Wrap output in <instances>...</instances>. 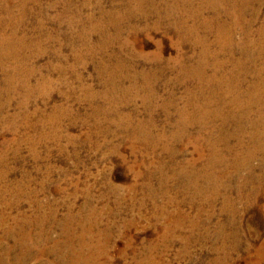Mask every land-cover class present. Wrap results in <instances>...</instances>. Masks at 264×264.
Listing matches in <instances>:
<instances>
[{
	"label": "rangeland",
	"instance_id": "rangeland-1",
	"mask_svg": "<svg viewBox=\"0 0 264 264\" xmlns=\"http://www.w3.org/2000/svg\"><path fill=\"white\" fill-rule=\"evenodd\" d=\"M155 1H158L159 6L164 4L159 0ZM178 1L182 2V0ZM125 3L126 0H101L102 6H99L97 0H29L19 11L16 8L19 2L12 3L10 9L15 10L12 16H9L6 10L0 11V32L11 34L14 29L16 38L23 39L25 42L29 41L23 50L25 55L32 56L27 65L36 72L31 78V83L36 85L45 78L51 82L52 86V88L43 87L44 92L50 93L48 97L36 94L30 99L25 109L21 108L23 91L13 89L14 92H11L9 100L0 93V154L5 157L0 163V171L6 174L4 180L0 182V215L8 217L6 223L0 224V241L3 247L14 246L17 237L14 233L16 228L13 229L16 226L13 216L19 212L34 217L33 214L38 208L44 215H51L55 211L57 222L64 220L70 212H81L90 221L83 225L74 222L72 231L76 232L77 236L83 235L81 239L91 246L87 264H211V260L216 257L213 249H210L212 243L196 240L194 244L187 247L180 239L189 234L187 227L177 231L175 243L165 244L164 247V243L161 242L164 228L166 226L167 229L171 228L169 222L178 220L179 214L195 216L200 209L209 210L202 205L204 200L202 196L200 199H194L192 202L194 204L188 203L192 194L187 186L181 188L182 183H186L185 179L183 180L180 176L177 180L168 179V174L176 171H171L170 165L167 166L170 158L169 149H177V161L181 162L177 164L178 166L185 167L187 164L184 163L192 158L198 160L193 143L184 140L182 145L173 138L178 119L176 112L172 110L170 112L172 116L169 119L160 113L150 124L148 121L152 120L151 116L143 113L142 101L136 100L133 107L140 113L133 116L134 129L135 124L145 122L148 124L145 131L152 132L155 135L154 140L157 139L158 134H163L164 141L162 146L154 150L150 149L147 152L146 149L144 155L133 154L131 148L134 142L126 130H119L116 126L115 115L108 113V104L106 105V101L101 97V92L105 90L107 74L102 76L89 56L83 59L84 62L75 63L73 58L75 48L64 43L66 37L70 38V43L84 53L85 49L88 50V46L97 44L100 39V33L90 32V29L100 22L101 11H116L115 9ZM201 3V0H194L191 6L200 10ZM0 4L2 5V2ZM257 7L260 9L258 20L252 28L242 24L234 28L237 40L241 39L244 31L250 29L255 33L256 29L264 24V5L261 7L257 5ZM65 10H69V13L60 18ZM216 11L204 10V17L211 19L218 13L223 14L224 8L219 6ZM43 12L46 13L43 20L45 25L36 30V18H40ZM251 13L247 12V14ZM88 17L92 20H88ZM220 18L224 24L232 23V19L225 15H220ZM156 19V17L154 19L151 17L147 21L135 19L130 26L135 27L139 33L137 35L139 41L135 43L137 49L141 50L142 47L144 54L153 55L161 44L165 59L176 58L179 53L191 55L196 52H193L189 46H184L180 50L177 46L179 39L172 33L165 35L162 31H147V25H153ZM130 27L125 28L126 34L129 33ZM217 30L218 26H215L211 32H203L212 45L211 58L219 47L217 37L214 35L215 32L217 34ZM59 31H61L59 40L49 42L46 39L49 33L56 35ZM115 31L113 27H110L108 33L114 36ZM82 33L86 34L84 44L79 39ZM132 39L134 41V38ZM37 41L40 43L38 46H36ZM59 48L62 49L64 56V60L60 63L52 54ZM118 48L119 44H114L107 54L118 51ZM236 52L238 56L240 52ZM106 58L107 56L104 55L98 56L99 60L102 59L101 61H105ZM226 58L229 57L226 56ZM52 64L56 67L52 68ZM62 67L65 68V73L61 72ZM170 68H175L166 75V82L170 85H164L163 81V85L160 86V95L166 98L168 94H173L178 105L182 107L188 101L190 91L196 88L192 82L184 85L174 82L179 69L173 66ZM209 68L212 70V66ZM124 85L128 87L130 83L126 81ZM87 87L92 88L91 90L96 94L95 98L88 99V94L83 90ZM123 106L124 104H120V107ZM57 108H62L66 115L58 112ZM122 110L132 112L127 109V105ZM53 116L59 118L53 121L51 120ZM73 119L76 121L73 122ZM192 132L196 133V130L193 129ZM43 137L47 139L38 142ZM29 139H35L36 142L28 145ZM71 139L74 142L71 143ZM107 142L109 145H105ZM118 145L120 150L114 153L112 148ZM137 146L144 148L142 144ZM208 153L207 148L206 154ZM34 154L38 155V159L33 158ZM207 161L208 156L197 161L198 171L202 172L207 168ZM259 165V161L254 162L258 171ZM161 168L169 172L164 170L166 172L164 176L168 179L166 181L162 179ZM221 170L220 165L213 167L215 174H219ZM258 171L255 173H260ZM242 175L245 177L247 173L244 171ZM241 183L240 181L230 182L232 188H230L229 197L234 201L239 200L238 192L244 185L242 194L246 196L250 195L256 187V182ZM19 185L23 186L21 192L17 191ZM179 188L180 191H178ZM227 192L225 191V194ZM227 196H219L211 208L216 215L211 226L212 230L214 223L226 219L225 214L221 216L219 213ZM242 200L243 203H236L240 211L245 210V206L249 205L248 200L245 198ZM16 201L19 202V207H15ZM256 201L251 202L243 219L237 222L238 231L240 236L242 235L240 242L243 250L236 251L235 254L232 252V261L235 262L231 264H250L256 257V250L264 242V218L260 211V207L264 206V192L259 193ZM82 207L85 209L82 210ZM169 214H172L170 216L172 220L167 217ZM61 226L52 231L53 239L59 238L60 231L63 229ZM34 227L28 228L27 233L31 235V238L38 239L39 228L35 230ZM23 231L25 235V229ZM172 232L171 229L169 236L173 234ZM24 235L18 236V241L30 242V239L25 238ZM78 240L76 239L75 243H78ZM37 252L39 250L36 247L34 253ZM16 256L17 253H14L11 259ZM51 260L57 264L60 259L53 256L52 259L42 258V260L30 261L26 264H42Z\"/></svg>",
	"mask_w": 264,
	"mask_h": 264
},
{
	"label": "bare ground",
	"instance_id": "bare-ground-1",
	"mask_svg": "<svg viewBox=\"0 0 264 264\" xmlns=\"http://www.w3.org/2000/svg\"><path fill=\"white\" fill-rule=\"evenodd\" d=\"M16 1L19 2V5H16L19 11L20 8H24L29 0H0L2 2L0 11L6 10L8 15L12 16V12L15 13V10L12 11L10 7ZM97 1L99 6H102L101 0ZM201 1L202 6L198 10L191 6L194 0H182L183 3L178 0H159L160 3H164L160 6L155 0H126L125 4L115 9L116 11H101L100 22L90 29V32L100 33L97 44L88 46V50L85 49V52L82 53L80 52L81 49H77L76 45L70 43V38L67 39L66 37L64 43L75 48L73 54L75 63L84 62L83 59L89 56L91 57L89 59L97 65L100 74L102 76L107 74L105 90L101 92V97L106 101V105L108 104V113L115 115L116 126L119 130H126L134 142L131 148L133 154L144 155L146 149L147 152L150 149L154 150L162 146L164 141L163 134H158L157 139L154 140L155 135L145 131L147 124L145 122L135 124L136 128L134 129L133 116L140 113L133 107L136 100L142 101L143 113L151 116L152 120L148 121L150 124L160 113L169 119L172 116L170 112L172 110L176 112L178 119L175 125L176 130L173 132L174 140L181 142V144L184 140L193 143L198 160L208 156V166L202 172L198 171L196 158L185 162L184 164H187L185 167L178 166L177 164L181 162L177 161V149H169L170 158L167 166L170 165L171 171H176L168 174V179L177 180L179 176L183 180L185 179L186 183L183 182L181 188L187 186L190 194H192L188 203L192 205L194 199H200L202 196L205 200H202V205L209 210L200 209L195 216L179 214L176 221H173L170 217L172 214H169L167 217L173 222H169L171 228L167 229V226L164 228L161 242L164 243V247L165 244L175 243L177 231L187 227L189 234L180 238L187 247L192 243L194 244L196 240H201L203 243L210 242L212 243L210 249H213L216 256L210 263L231 264L235 262L232 261V252L242 249L240 242L242 235L240 236L238 231L237 222L243 219L244 214L252 204L251 202H257L259 193L264 192V24L259 26L255 33L251 32L250 29L244 31L239 40L236 38L234 28L239 24L252 28L257 23L260 11L256 6H263L264 0ZM219 6L224 8L223 14L218 13L215 15L216 18L214 16L211 19L204 17V10L217 12ZM247 12L252 13L247 14ZM68 13L69 10H65L60 18ZM220 15L232 19V23L230 25L222 23ZM45 16L46 13L43 12L40 18H36V30L44 27ZM151 17L157 19L153 25H147V31H162L165 35L172 33L179 39L177 46L180 50L184 46H189L193 52L196 51L197 53L191 55L179 53L176 58L165 59L161 44L153 55L144 54L142 47L141 50L137 49L135 43L139 41V37H137L139 33L135 27L130 26L135 19L140 18L147 21ZM88 20H92V18L88 17ZM217 23L218 25H216ZM127 26L130 29L129 33L126 34L125 28ZM215 26H218L217 34L215 32L214 35L217 37L219 47L216 45L218 49L214 57L211 58L212 45L203 32H211ZM110 27L116 30L114 36L108 33ZM60 33L61 31L57 32L56 35L49 33L46 39L49 42L59 40ZM131 38H134V41ZM79 39L84 44L86 34L82 33ZM38 41L36 46L40 44ZM28 43L29 41L25 42L23 39L16 38L14 29L11 34L0 32V72L2 75L0 93H3L4 98L9 100L11 99V92H14L13 89L17 88L23 91L24 96L21 101V108L23 109L27 108L30 99L36 94L48 97L50 93L44 92L43 89L52 88L51 82L45 78H42L36 85L31 83V78L36 72L27 65V62L32 59V56L24 54L23 49L27 47ZM114 44H119L118 51L108 55V51ZM38 51H40L39 48ZM236 51L240 52L238 56H236ZM52 54L58 58L59 63L64 60L61 48L54 50ZM100 55L107 56L106 60H99L98 56ZM208 64L212 66V70ZM172 66L179 69V74L174 82L182 85L192 82L196 88V90L190 91L189 94L191 95L182 107L178 105L173 94H168L166 98L160 95V86L163 84L170 85L169 82H166V75L170 70L175 69L170 68ZM51 67L56 66L52 64ZM60 69L62 73H65V68ZM126 81L130 83L128 87L124 85ZM91 89V87L83 89L88 94L89 100L96 97ZM120 104H124V106L120 107ZM126 105L127 109L132 110V112L122 110ZM56 110L66 115L62 108ZM56 118L59 117L53 116L51 120L55 121ZM75 121L73 119V122ZM193 129L196 130V133L192 132ZM43 139L47 138L43 137L38 142ZM35 142V139H29L27 144L33 145ZM70 142L72 143L74 140L71 139ZM139 144H142L144 148L138 147ZM105 145H109V143L107 142ZM207 148L208 154H206ZM119 150L120 145L112 148L114 153ZM33 158L38 159V155L34 154ZM4 159L5 157L0 154V163ZM255 161H259L260 164V173L257 174L255 173L258 171L254 166ZM215 165L222 167L219 174L213 172ZM164 170L167 171L161 168L160 173L162 172V179L166 181L168 179L164 176L166 173ZM244 171L247 173L245 177L242 175ZM5 175V172L0 171V182L4 180ZM233 181L252 182L253 184L256 182V187L250 195L246 196L242 194L244 185L242 189H238L239 200L234 201L229 197L230 188H232L230 182ZM22 190L23 186L19 185L17 191L21 192ZM225 191L228 192L225 194ZM219 196H227L224 198V206L219 213V215L225 214L226 219L214 223L215 226L212 230L211 226L216 215L211 208ZM243 198L249 201L247 202L249 205L245 206L247 210L245 208L241 212L236 207V203H243ZM19 206V202L16 201L15 207ZM39 209L33 214L34 217L24 212H19L13 216L14 224L17 226L13 228H16L14 233L17 239L11 248L3 247L2 241H0V264H26L30 261L42 260V258L52 259L53 256L60 259L57 264H87L86 260H88L91 252V246L81 239L83 235L77 236L72 229H74V222L83 225L90 219L84 217L81 212H70L64 220L57 222L55 211L51 215H44ZM84 209L82 207V210ZM260 211L264 218V206L260 207ZM7 219L6 215L2 216L1 214L0 224L6 223ZM32 226H35L34 229L39 228L38 239L31 238V235L27 233L28 228ZM58 226L63 227V229L60 231L59 238L53 239L52 231ZM171 229L173 234L169 236ZM9 231L11 234V230ZM21 235L29 238L30 242L18 241V236ZM75 238L81 240L75 243ZM36 247L39 252L35 254L34 248ZM14 253H17V256L11 259ZM254 259L250 264H264V242L256 250ZM42 264L54 263L51 260Z\"/></svg>",
	"mask_w": 264,
	"mask_h": 264
}]
</instances>
